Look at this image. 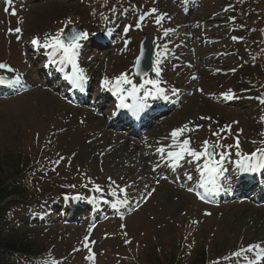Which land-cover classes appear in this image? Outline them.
<instances>
[{"label":"rangeland","instance_id":"rangeland-1","mask_svg":"<svg viewBox=\"0 0 264 264\" xmlns=\"http://www.w3.org/2000/svg\"><path fill=\"white\" fill-rule=\"evenodd\" d=\"M82 1L13 0L8 5L0 0V63L8 65L0 71L19 73L29 84L12 95L0 96V168L11 175L16 160L10 158L17 152L21 161L26 157L38 163L20 174L29 195L21 206L9 208L6 232L37 239L38 248L47 255L38 256L36 264H185L200 254L204 264H249L255 252L240 257L232 253L254 244L264 247V208L257 207L264 203L254 205L244 196L201 198L189 190L192 183L186 182L189 175L197 177L200 161L188 163V156L176 167L179 179H174L178 181L161 175L152 178L150 169L152 153L160 158L157 149L164 147L163 158L174 150L170 133L185 124L192 130L180 139L189 138L192 148L200 150L205 140L225 146L215 149L214 160H219V153L230 151L224 160L235 163L237 139L242 154L264 148V121L260 119L264 105L257 99V94H264L260 3L115 0L121 9L126 2L141 3L146 14L142 21L137 15L128 31L120 33L115 54L98 56L94 62L96 54L90 52L93 61L88 64L98 70L96 88L102 89L105 78L114 86L115 78L126 74L123 68L129 67L131 53L135 56L142 33L148 32L158 37L156 60H160L161 75L172 83L178 82L175 77L179 76L192 89L187 103L152 128L149 137L128 138L109 131L106 117L97 116L88 106L73 104L63 90H55L58 83L44 85L46 76L39 73L50 58H45L43 48L34 46L32 39L43 41L45 34L54 35L62 28L66 31L68 20L82 25L86 32L92 21L88 22ZM95 1L105 7L104 0ZM121 11L114 9L105 16L116 18ZM158 16H163L160 23L156 22ZM17 27L20 33L14 31ZM191 37H195L193 41ZM182 39H186L184 44L177 45ZM222 86L230 87L231 94L247 92L245 102L222 105ZM225 126H230V131H220ZM222 137L227 141L222 142ZM235 166L224 172L230 193L236 181ZM43 179L47 181L40 188L36 180ZM94 185L102 190L95 191ZM62 186L72 190L66 197L56 194ZM113 190L116 196L110 195ZM81 197L97 209L87 214L89 222L83 224L81 218H70L68 203L59 201ZM118 201L125 204L114 208ZM70 205L76 207V203ZM124 205L125 209L118 210ZM130 208L132 212L127 213Z\"/></svg>","mask_w":264,"mask_h":264},{"label":"snow or ice","instance_id":"snow-or-ice-1","mask_svg":"<svg viewBox=\"0 0 264 264\" xmlns=\"http://www.w3.org/2000/svg\"><path fill=\"white\" fill-rule=\"evenodd\" d=\"M5 2L8 5H12L13 0H5ZM5 11L8 12L9 8H5ZM156 9H152V12H155ZM12 15H15V11L12 10ZM144 19V16H140V20L142 21ZM163 19V16H158L156 18V22L160 23V21ZM72 24L71 20H68L65 23V27H68ZM139 26V24H137ZM11 31V30H10ZM16 33H20L21 29L17 27L14 30ZM128 31V28H125V32ZM165 36L168 35V31H165ZM89 34L87 32L83 31H77L75 28H72L69 32H65V30L62 28L54 35L45 34L44 40L41 41L38 37L33 38L31 43L36 47H42L44 49H50L51 52L49 53L50 58H52V62L56 63V57H59V63L61 65L64 64H70L72 67V74L70 76H66V79H70L72 84L81 90H83L84 84L87 82V77L84 73V70L79 68L77 63V58L80 54V48L82 47L81 41L87 40ZM233 39H236L235 37ZM143 55V54H142ZM157 57H159V54H157ZM141 58L138 57L136 60V67L139 68L141 63ZM160 60L157 58L156 61L152 62V71L156 73L157 76L160 75V68H159ZM8 68V65L0 63V69H6ZM11 71V69H9ZM137 74H140L139 72ZM148 75L147 72L144 73V76L146 77ZM195 78V77H193ZM22 78L20 76H16L13 79H8L4 76H0V84H8L9 86H17L21 84ZM145 84H149L152 86V89L154 91H147L145 92V98L148 96L156 97H163L164 99H167V96L164 94V89L160 87V81L155 79H145ZM110 84V81L105 78L102 81V87H108ZM125 84H132V81L128 78L126 74H121L120 76L115 78V84L114 87L109 89L113 91V94H120L121 104L120 107H129L130 110L134 111L135 113H138L143 109L144 102L141 101L140 103L136 105H125L123 103L124 96L123 92L124 89L122 88V85ZM138 89L135 85L132 86L131 90L129 91V95L135 97ZM175 91V90H173ZM225 99H232L233 95L229 92L224 94ZM259 100V103L261 105H264V94H262L260 97H257ZM201 119H207V117H201ZM261 121H264V116H262ZM192 129H189V126L187 124L183 125L180 128L174 129L170 136L172 138V145L171 148L174 150L167 151L166 158L170 159L173 166H179L180 161L185 159V156L191 157V160L188 161V163H194L199 162L202 159L204 160V163L202 167L198 164V170L201 173L202 182L200 183V187L204 188L206 191H211L213 189H216L218 187L217 185V178L221 174L222 171V161H224L225 157L228 155L226 152L219 153V160H214V156L217 155L215 152L216 148H222L225 147L224 145L219 144L218 142L216 144H210L209 141L205 140L202 144V147L200 150H196L191 147L190 139L184 138L183 140L180 139L181 136H183L186 132L191 131ZM228 130L230 131V126H225V129H221L220 131ZM214 136H219L218 132L213 133ZM264 135V134H262ZM228 148H231L232 145H228ZM235 147L237 148L236 155L239 157V159L236 161V164L238 165L239 169L243 172H256L258 169H264V148H258L256 151L252 152L251 154H242L239 149V140L237 139ZM159 153L163 156L165 154V148L161 147L157 149ZM192 177L189 175L188 179H191ZM114 183V182H113ZM208 185H211L212 188H208ZM95 191H101L100 185H94ZM191 191V189H189ZM121 191H124V189H121ZM116 191H111L110 195L116 196ZM203 198V197H201ZM125 201H118L116 204H113L112 206L115 208L119 203H123ZM91 230V229H90ZM88 238L85 237V240ZM87 246V245H85ZM246 252H255V259L249 260V264H261V262H264V247H262L260 244H254L249 245L247 249H240L239 251L233 252L232 255L235 257H240L244 255ZM89 259H92V257H88ZM55 264V262H53Z\"/></svg>","mask_w":264,"mask_h":264},{"label":"trees","instance_id":"trees-1","mask_svg":"<svg viewBox=\"0 0 264 264\" xmlns=\"http://www.w3.org/2000/svg\"><path fill=\"white\" fill-rule=\"evenodd\" d=\"M115 0H104L103 4L112 5ZM257 3L264 5V0H258ZM15 157H11V160H16L14 169L11 175H8L7 171L0 168V264H26L21 257L33 256L35 254L36 245L34 241L27 238L20 237L19 235H8L4 225L5 212L9 210L12 205L7 204L5 207L2 203L6 199L11 201H26L27 189L22 180L19 179L20 174L24 172L27 165H29V159L23 157L25 160H20V153L14 154ZM6 157H4L5 159ZM21 162V164H19ZM19 179V181H18ZM60 192V191H59ZM26 195V196H25ZM25 196V197H24ZM18 203V202H14ZM44 249L39 248V252ZM203 255L200 254L191 264H202ZM169 264V263H168Z\"/></svg>","mask_w":264,"mask_h":264},{"label":"bare ground","instance_id":"bare-ground-1","mask_svg":"<svg viewBox=\"0 0 264 264\" xmlns=\"http://www.w3.org/2000/svg\"><path fill=\"white\" fill-rule=\"evenodd\" d=\"M171 161V160H170ZM203 163H204V160L202 159L201 161H200V163H199V165L201 166V165H203ZM227 166V164H222V169L223 168H225ZM197 167V166H196ZM193 167H191V169H192ZM198 168V167H197ZM201 177V173H199V175L197 176V178H200Z\"/></svg>","mask_w":264,"mask_h":264},{"label":"water","instance_id":"water-1","mask_svg":"<svg viewBox=\"0 0 264 264\" xmlns=\"http://www.w3.org/2000/svg\"><path fill=\"white\" fill-rule=\"evenodd\" d=\"M145 44V42L142 43V46Z\"/></svg>","mask_w":264,"mask_h":264}]
</instances>
